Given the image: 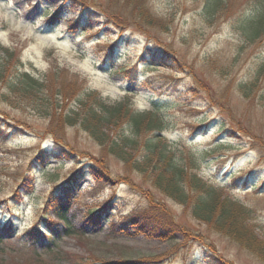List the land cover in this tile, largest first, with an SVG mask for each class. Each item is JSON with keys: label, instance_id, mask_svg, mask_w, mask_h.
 <instances>
[{"label": "rangeland", "instance_id": "1", "mask_svg": "<svg viewBox=\"0 0 264 264\" xmlns=\"http://www.w3.org/2000/svg\"><path fill=\"white\" fill-rule=\"evenodd\" d=\"M203 2L147 0L154 17L147 22L124 0H0V56L1 48H10L25 71L38 76L58 68L55 76L61 74L69 85L97 90L110 100L127 94L138 110L148 108L151 98L179 99L181 104L165 112L162 136L185 142L193 152L204 151L206 164L198 174L223 194L251 205L258 235L264 236V110L238 90L264 59V40L250 43L236 25L252 0H225L226 8L214 16L204 12ZM87 14L92 27L73 30ZM112 44L117 48L111 61ZM156 48L171 59L149 61L148 51ZM142 57L148 64L139 61ZM209 58L212 65L204 61ZM1 91L0 264H207L212 255L226 264H264L150 180L103 154L77 126L10 101ZM41 155L50 157L46 165L38 160ZM93 166L110 180L97 191ZM53 172L56 184L48 180ZM78 175L70 218L82 233L75 237L65 234L43 207ZM25 184L31 191L12 207L11 198ZM97 206L107 207L102 219L88 222L85 213ZM144 208L176 223L174 240L122 231V221Z\"/></svg>", "mask_w": 264, "mask_h": 264}, {"label": "trees", "instance_id": "2", "mask_svg": "<svg viewBox=\"0 0 264 264\" xmlns=\"http://www.w3.org/2000/svg\"><path fill=\"white\" fill-rule=\"evenodd\" d=\"M124 1L138 17L147 22L154 21L153 14L147 7V0ZM222 8H226L225 0L203 2V10L208 16H214L215 13L221 12ZM57 15L54 17V23ZM87 15L86 20L75 21L72 29L91 28L92 20L90 14ZM236 25L243 38L250 43L263 41L264 0H252L247 13L238 17ZM116 48L117 44L110 46L108 57L111 61ZM1 52L2 97L15 103H28L47 116L58 118L64 125L77 126L99 145L103 154L116 157L126 169L134 170L150 180L157 190L180 203L194 218L252 250L264 262V236L258 235L257 230L260 226L253 223L255 209L237 198L223 194L214 184L206 182L198 174L200 166L207 159L204 151L193 152L185 142H172L162 136V132L167 128L165 112L173 103L181 104L179 99L167 103L151 98L148 108L138 110L132 106L127 94L122 98L110 100L97 90H81L80 85L71 86L64 82L61 74L60 77L55 76L61 73L56 72L61 71L58 68L37 76L21 69L16 62L18 57L10 48H1ZM163 53L157 48L150 49L147 53L150 54L149 61L167 63L170 56L166 57ZM139 61L144 64L149 62L143 59ZM204 61L212 65L213 60L209 58ZM238 90L248 100H257L264 110V59L257 61L252 68L251 77L240 83ZM189 91L194 93V89ZM219 146L220 144L216 145ZM53 157L58 158V155ZM48 159L50 157L45 158L42 155L38 157L40 163L44 165ZM30 166L29 170L33 171L35 166L32 164ZM90 173L98 185H93V191L109 184V176L102 169L93 166ZM79 178L80 175L66 180L62 191L54 192L43 207L44 214L48 210L53 213L55 221L61 223L65 234L75 237L82 233V229L72 223L70 211L77 201L74 191L75 182ZM58 179L57 172L51 173L48 177L49 182L54 184ZM28 189L25 184L17 190L15 196L11 198V203H15L12 207L17 206L25 193L31 191ZM106 208L90 207L85 217L90 218L88 222L99 223ZM147 210L144 208L124 219L120 225L122 231L150 238L174 240L175 231L178 229L176 223L167 218L162 221ZM51 223L53 222L48 224ZM1 235L0 233V241ZM122 264L144 263L136 261ZM207 264L226 263L221 257L212 255L207 259Z\"/></svg>", "mask_w": 264, "mask_h": 264}]
</instances>
